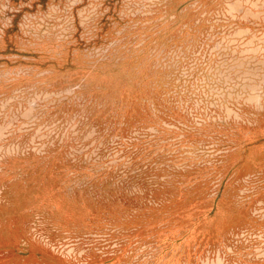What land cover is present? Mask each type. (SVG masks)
Segmentation results:
<instances>
[{
  "label": "rangeland",
  "instance_id": "obj_1",
  "mask_svg": "<svg viewBox=\"0 0 264 264\" xmlns=\"http://www.w3.org/2000/svg\"><path fill=\"white\" fill-rule=\"evenodd\" d=\"M0 264H264V0H0Z\"/></svg>",
  "mask_w": 264,
  "mask_h": 264
}]
</instances>
